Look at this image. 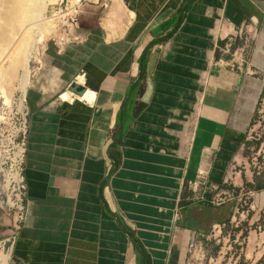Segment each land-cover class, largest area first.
<instances>
[{"label":"crops","instance_id":"0c3cea01","mask_svg":"<svg viewBox=\"0 0 264 264\" xmlns=\"http://www.w3.org/2000/svg\"><path fill=\"white\" fill-rule=\"evenodd\" d=\"M78 29L26 92L14 259L186 264L238 210L219 195L247 184L264 205L244 153L264 102V0H93Z\"/></svg>","mask_w":264,"mask_h":264},{"label":"rangeland","instance_id":"374dc122","mask_svg":"<svg viewBox=\"0 0 264 264\" xmlns=\"http://www.w3.org/2000/svg\"><path fill=\"white\" fill-rule=\"evenodd\" d=\"M63 1L66 0H54L47 7L45 13L47 27H44L45 30L42 28L37 55L29 63L31 86L41 76L52 75L57 71L55 70L57 51L64 49L70 43L82 42L80 39L69 40L73 38L72 34L79 36L78 27L77 29L67 28V22H71L68 20L69 16L66 18L65 15L60 19L55 17ZM92 1L84 0L82 7L85 3ZM82 7L76 14V20L79 19ZM228 56L230 58L231 53ZM15 83L11 85V89L7 88L8 94L0 91V254L4 246L5 251L10 254V264H22L14 259L12 251L18 226L23 224L20 219L22 216L20 205L17 206L14 203L11 188L7 181L5 182L18 152V144L22 138L20 131L28 121L27 94L25 109L21 111L19 105L22 93L18 89L19 83L17 81ZM260 111L252 126L244 153L249 157L250 169L260 171L264 181V108L262 105H260ZM235 167L236 171L240 169V166ZM250 190L245 184L240 188H232L231 194H222L217 197L216 204L221 205L229 202L234 194L237 196L238 210L233 219L221 224L205 236H200V239L190 245L186 264H264V205H255Z\"/></svg>","mask_w":264,"mask_h":264},{"label":"bare ground","instance_id":"6f19581e","mask_svg":"<svg viewBox=\"0 0 264 264\" xmlns=\"http://www.w3.org/2000/svg\"><path fill=\"white\" fill-rule=\"evenodd\" d=\"M53 1L0 0V91L6 94L7 88L17 81L22 93L21 111L25 109L26 92L31 84L29 63L37 55L40 32L48 22L45 13ZM0 264H10V254L4 246Z\"/></svg>","mask_w":264,"mask_h":264},{"label":"built area","instance_id":"2783aa9c","mask_svg":"<svg viewBox=\"0 0 264 264\" xmlns=\"http://www.w3.org/2000/svg\"><path fill=\"white\" fill-rule=\"evenodd\" d=\"M84 0H66L63 1L58 8V11L55 14L56 19L63 18L66 15V18L69 16V21L67 22V28H76L78 25V20H76V14H78V11L80 7H82ZM64 3V7H63ZM74 11V12H73ZM72 13H74L72 15ZM75 16V17H74ZM74 17V18H73ZM72 39L69 40H81L80 35L72 34ZM247 45V44H245ZM233 44L232 41H229L222 49L221 52L223 55H228L231 53V55H234L235 52L233 51ZM246 49H250L248 46H246ZM246 56V54L244 55ZM262 108H264V102H262ZM20 134L22 135L21 141L18 144V152L15 155V158L13 159V165L11 166L10 171H8L6 175V180L8 183V186L11 188V197L14 200V203L19 206L20 205V212L21 215V223L24 222L26 218V207H25V198H26V191L27 186L25 182V176H24V163L27 153V124L25 123V126L23 129H21ZM195 242L193 239L191 242V245Z\"/></svg>","mask_w":264,"mask_h":264},{"label":"water","instance_id":"95a60500","mask_svg":"<svg viewBox=\"0 0 264 264\" xmlns=\"http://www.w3.org/2000/svg\"><path fill=\"white\" fill-rule=\"evenodd\" d=\"M68 91L78 97H82L86 92L85 88L81 87L78 83H72L69 86Z\"/></svg>","mask_w":264,"mask_h":264},{"label":"trees","instance_id":"16d2710c","mask_svg":"<svg viewBox=\"0 0 264 264\" xmlns=\"http://www.w3.org/2000/svg\"><path fill=\"white\" fill-rule=\"evenodd\" d=\"M262 188H264V185H260L258 188H256V190H259V189H262ZM141 256H144V254L141 253Z\"/></svg>","mask_w":264,"mask_h":264}]
</instances>
